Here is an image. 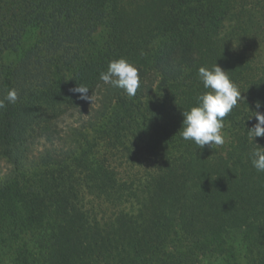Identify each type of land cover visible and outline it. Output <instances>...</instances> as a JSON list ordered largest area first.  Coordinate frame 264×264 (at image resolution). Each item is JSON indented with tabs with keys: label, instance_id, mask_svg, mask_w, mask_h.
Segmentation results:
<instances>
[{
	"label": "trees",
	"instance_id": "obj_1",
	"mask_svg": "<svg viewBox=\"0 0 264 264\" xmlns=\"http://www.w3.org/2000/svg\"><path fill=\"white\" fill-rule=\"evenodd\" d=\"M263 50L264 0H0V99L18 92L0 109L13 264H240L235 229L264 264V172L249 159L264 137L248 134ZM120 57L139 69L135 96L100 80ZM216 63L243 98L229 141L201 149L178 131Z\"/></svg>",
	"mask_w": 264,
	"mask_h": 264
},
{
	"label": "clouds",
	"instance_id": "obj_2",
	"mask_svg": "<svg viewBox=\"0 0 264 264\" xmlns=\"http://www.w3.org/2000/svg\"><path fill=\"white\" fill-rule=\"evenodd\" d=\"M199 79L203 83V92L197 97V102L190 109L183 111L182 127L178 131L181 138L193 141L199 148L213 145L221 146L225 143L223 134L224 118L231 113L238 102L243 98L241 91L233 82L228 71L222 69L217 63L211 68L201 66L198 69ZM100 80L113 87L124 89L128 96L136 95L141 86L139 69L125 57L110 60L106 71L100 73ZM89 88L78 85L73 91L81 94L82 99H90ZM18 100L16 89H10L0 99V109L7 104H15ZM7 102V104H6ZM260 102H256V108H260ZM256 123L248 129L252 141L256 137H264V113L252 111ZM252 166L258 172H264V147L254 148L249 154Z\"/></svg>",
	"mask_w": 264,
	"mask_h": 264
},
{
	"label": "rangeland",
	"instance_id": "obj_3",
	"mask_svg": "<svg viewBox=\"0 0 264 264\" xmlns=\"http://www.w3.org/2000/svg\"><path fill=\"white\" fill-rule=\"evenodd\" d=\"M261 49V48H259ZM264 51V50H263ZM10 60H14L16 61L17 58H16V54H14L13 56H9ZM96 81V79L94 80ZM44 105L42 102L37 105V106H42ZM73 119H70L69 122H72ZM62 125H60V127L63 129V130H66L68 131V126L65 125L63 122L61 123ZM224 128H225V125H224ZM224 128H223V134H224V137H225V142L227 143L229 141V136L226 134V132L224 131ZM124 159H122L123 161ZM121 161V162H122ZM117 163L120 162V160L118 159V161H116ZM125 167L124 165H121L120 167L123 168ZM7 167V164L5 163L4 160H2L0 158V171L1 173L3 172V169ZM0 264H13V253L12 251L10 250V248H8L7 246H10L8 244L9 241H7L6 239V235H7V227L5 226L4 222L0 220ZM229 236H230V239L232 240V242H234L235 246H236V249H235V252L237 254V258L238 260L240 261V264H249L247 259H246V254H245V244L246 242L244 241V235L243 233H241V230H232L231 232H229ZM5 243H6V246H5ZM201 264H227L225 263L223 260L221 259H216L214 257H210V258H205L203 259V261L201 262Z\"/></svg>",
	"mask_w": 264,
	"mask_h": 264
}]
</instances>
